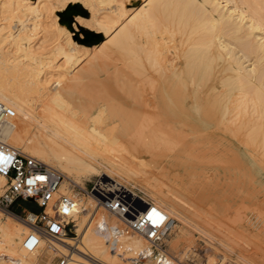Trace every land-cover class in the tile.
Segmentation results:
<instances>
[{
  "label": "bare ground",
  "instance_id": "1",
  "mask_svg": "<svg viewBox=\"0 0 264 264\" xmlns=\"http://www.w3.org/2000/svg\"><path fill=\"white\" fill-rule=\"evenodd\" d=\"M71 1L89 12V18L77 15L76 23L102 32L98 49L73 39L59 21L56 11ZM133 1L0 0V100L15 111L0 127V139L67 175H102L120 186L126 185L111 175L137 176L123 156L130 154L127 144L134 150L139 143H174L189 161L206 153L199 145L210 125L242 131L243 145L260 141L264 154V0H142L126 6ZM84 57L86 65L72 72ZM178 133L188 136L186 145ZM248 152L239 156L263 187L264 166ZM65 179L88 197L67 191L62 177L58 190L77 200L67 220L76 236L41 239L27 251L21 240L28 225L0 209V264H38L44 251L64 256V264H150V255L146 261L136 257L148 250L145 238L124 231L84 185ZM3 183L0 175V191ZM155 190L148 191L152 200L143 198L153 217L174 214L187 225L190 217L173 186ZM161 260L174 264L170 256Z\"/></svg>",
  "mask_w": 264,
  "mask_h": 264
},
{
  "label": "rangeland",
  "instance_id": "2",
  "mask_svg": "<svg viewBox=\"0 0 264 264\" xmlns=\"http://www.w3.org/2000/svg\"><path fill=\"white\" fill-rule=\"evenodd\" d=\"M141 4L142 0H135L127 3L126 6L131 9ZM56 13L73 39H80L79 42L91 46V50L100 47L104 39L102 32L85 28L75 21L77 15L89 18L88 10L80 1L68 2L65 8L57 10ZM79 33L81 37L78 36ZM82 39L85 40L81 41ZM86 59L88 57L75 63L72 66V72L86 65ZM201 132L203 135L199 147L204 148L207 154H200L197 159L188 161L183 155L181 146L174 143L153 146L139 143L134 145L136 147L134 150L133 145L127 144L130 154L124 153L125 151L121 149V151L118 149L117 154L124 153L123 156L127 157L126 161L134 165L137 176L133 175V179L111 176L148 200H152L148 191L164 190V183L173 186L174 196L180 200L183 209L190 217L186 225L178 221L176 215L170 214L175 224L164 239V248L168 256L175 260L174 264H208L210 260L214 262L213 264H251L249 262L252 261V264H264V177L261 178L263 187L258 186L256 179L259 177L255 176L253 166L239 156L240 151H249L248 153L251 152L255 161L264 166V154L257 148L262 147V142L259 141L257 147H246L241 141L242 131L232 133L220 125H210ZM179 135V144L186 145L188 136L182 137V133ZM173 138L175 139V135ZM60 171L63 173L67 191L70 188L77 198L81 196L88 199L76 186H72V182H66L65 175L86 188L92 181L99 178L108 181L107 184L110 187L120 186L107 177H100L102 175L84 176V179L83 176L74 177L67 175L62 169ZM99 172L106 173L103 169ZM88 194L94 197L92 194H96V191L92 190V194L89 192ZM10 208L15 211L21 208L31 211L39 209L31 200L21 198L13 200ZM100 209L109 219H116L112 213ZM73 230L68 236H76ZM42 253L37 256V263L50 264L53 255L46 251ZM76 253L83 258L91 259L87 254L78 251ZM141 259L140 261H146V258ZM152 262L153 258L150 257L149 263ZM120 264L126 263L123 261Z\"/></svg>",
  "mask_w": 264,
  "mask_h": 264
},
{
  "label": "built area",
  "instance_id": "3",
  "mask_svg": "<svg viewBox=\"0 0 264 264\" xmlns=\"http://www.w3.org/2000/svg\"><path fill=\"white\" fill-rule=\"evenodd\" d=\"M14 112L10 105L0 100V127L14 116ZM0 175L4 177L0 209L28 225V232L21 240L25 250L35 249L41 239L60 241L69 235L73 229L67 220L74 213L77 200L73 195L58 190L63 177L60 170L0 139ZM107 182L95 179L86 191L90 194L92 190L96 191L92 195L102 207L122 221L124 231L145 238L148 250L137 251V258L150 255L153 258L151 264H162L161 259L169 257L164 248V239L175 222L174 218L160 213L156 220L150 212V202L126 186L110 187ZM16 198L29 199L39 209L31 211L21 208L15 211L10 205ZM114 230L117 228L114 227ZM114 246L111 240L109 248L113 250ZM64 263L62 255H54L50 260V264Z\"/></svg>",
  "mask_w": 264,
  "mask_h": 264
}]
</instances>
